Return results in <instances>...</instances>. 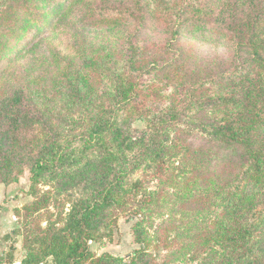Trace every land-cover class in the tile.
I'll use <instances>...</instances> for the list:
<instances>
[{"label":"rangeland","instance_id":"1","mask_svg":"<svg viewBox=\"0 0 264 264\" xmlns=\"http://www.w3.org/2000/svg\"><path fill=\"white\" fill-rule=\"evenodd\" d=\"M58 1L71 0H0V264L32 249L54 264L43 248L61 255L77 238L72 207L116 181L81 264H264V0H73L61 20ZM148 44L146 60L172 62L115 104ZM121 115L131 129L103 144L115 158L86 144ZM227 124L246 146L203 133ZM56 152L31 179L33 159Z\"/></svg>","mask_w":264,"mask_h":264},{"label":"trees","instance_id":"2","mask_svg":"<svg viewBox=\"0 0 264 264\" xmlns=\"http://www.w3.org/2000/svg\"><path fill=\"white\" fill-rule=\"evenodd\" d=\"M72 1L73 0L66 2L65 5L63 1H58L56 3V6H55L56 10L59 12L63 11L61 16L59 17V20L63 18V16L68 11V9L71 7L70 5H72ZM169 31H170L169 37L174 38L177 34L176 29L174 27H171ZM207 33H208L207 35L208 37L205 38L206 40H212L211 36L216 37L219 35V33H216V31L214 30L212 32H207ZM214 34H217V35L215 36ZM214 41H217V39H215ZM148 46L149 44L142 45V46L140 45L139 47H134V51H133L134 57H132L129 60L131 62L130 69L132 71L126 75H123L121 79H116V82H117L116 92L112 96V99L114 100L115 104L117 103L126 104V105L132 104L130 102L134 100V96L136 92L141 91L138 89V87L140 86L138 77L145 71V69H147V66L151 70L164 68V67L168 68L169 66L167 65L172 62L171 59L170 60L165 59L163 61V58H162L163 55H160V54H158L159 59L158 57L157 58L153 57V59L146 60V56H150V54H146L144 57L143 52L141 50L149 49ZM163 50H164V53H166L167 55L168 51L166 49H163ZM150 88H151V85H146L145 88L142 90V92L146 93L147 91H149ZM139 95L140 94H138V97ZM150 96L151 94L149 92L148 99L143 100L141 104H146L144 103L146 100L150 103V100H151ZM146 111L148 113L143 112V114H151V112H149L150 110L148 109L147 105H146ZM121 116L122 117H120L118 121L106 122L105 120L102 125L97 124L96 127L92 128L91 132L87 136L86 144L87 145L99 144V148L104 149L103 144L106 143L107 136L109 135V133L114 132V131L122 132V128L124 130H126L127 128L131 129V125L129 123L130 119L126 120L127 118H124L123 115ZM176 116H177L176 111L171 110L168 116H165L162 114L159 118L164 117L166 120L172 121L174 118H176ZM148 121H150V119ZM156 125H157L156 122L150 123L151 128H154ZM232 128L233 127L229 126V124H227V126L226 125L225 126L216 125L212 127L210 132L206 133V131L203 130V133L211 141H214L212 136L227 139V137H229L230 135H234L235 136L234 139L237 138V141L239 143L241 144L243 143V145L246 146L247 140H249V138L243 137L242 133H240L239 131H234L232 130ZM228 132H230V134H227ZM107 148L104 149L105 153L107 154L105 157L107 158L112 157V159L115 158L113 157L114 155L112 151H109V149ZM223 150H224L225 155L231 153L230 151H232L227 147H223ZM245 152L251 155L253 154L254 151H251L247 147H245ZM255 152L258 153V151H255ZM60 153L62 152L54 153L52 158H50L49 160L44 159L43 156L42 157L39 156L33 159V161L30 164V168H29L31 179L34 180V179L39 178L49 169L56 166L52 164L57 163V160L63 157ZM61 162L65 163V160H61ZM116 182L109 184L103 188L96 189L95 191L92 192L91 200L83 203L81 206L72 207L70 216L72 217L73 228H76L77 230V238L73 242L67 245V251L61 255L57 254L52 248L49 251L50 247L49 245H46L43 248L44 256L42 257V260H44L43 258L45 256L53 254L55 256V259L53 261L54 264H81L82 263V261L88 255V248L85 245H86V242L89 236V230H91L90 227L92 223L94 222V219L96 218L98 210L101 208V205L108 204L111 202L113 203L114 201H116L114 197L115 191H113V188L117 185ZM71 230L73 229L71 228ZM34 252H35L34 249L28 252L29 257L26 260L27 264H31V263L37 264L38 262L41 261L40 259H34L36 257L34 256Z\"/></svg>","mask_w":264,"mask_h":264}]
</instances>
